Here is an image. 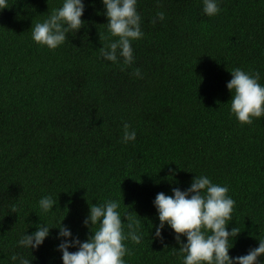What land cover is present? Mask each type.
Here are the masks:
<instances>
[{"label":"trees","instance_id":"16d2710c","mask_svg":"<svg viewBox=\"0 0 264 264\" xmlns=\"http://www.w3.org/2000/svg\"><path fill=\"white\" fill-rule=\"evenodd\" d=\"M83 2L82 28L55 50L34 43L31 27L62 0H6L0 9V264H18L13 254L62 264L55 227L85 241L94 231L83 225L89 206L108 199L120 202L125 225L126 214L140 220L141 243L124 241L125 264H182L171 229L154 238L153 200L186 190L194 175L227 186L235 201L227 228L241 233L229 255L257 247L264 117L238 122L226 83L240 68L260 73L264 85V0H220L212 17L202 0H138L144 35L131 42V65L100 56L115 38L100 0ZM157 11L165 18L153 24ZM124 122L134 142H121ZM45 195L56 201L48 213L38 204ZM45 223L53 229L39 249L17 246Z\"/></svg>","mask_w":264,"mask_h":264},{"label":"clouds","instance_id":"9594fccd","mask_svg":"<svg viewBox=\"0 0 264 264\" xmlns=\"http://www.w3.org/2000/svg\"><path fill=\"white\" fill-rule=\"evenodd\" d=\"M100 2L107 20V32L115 39L102 46L99 54L106 61L117 63L122 58L125 65H131L134 61L131 42L144 35L141 30L142 18L137 11L138 0ZM202 4V11L208 17L221 11L220 0H202ZM5 5L6 0H0V9ZM84 10L83 0H62L61 6L52 9L42 22L32 24V41L55 50L66 42L68 33L82 28ZM164 18V12L157 11L151 22L155 24ZM133 75L142 78L139 69ZM230 75L231 79L226 83L231 93L230 114L242 125H251L253 119L264 117V85L259 83L260 73L235 68ZM135 140L136 131L130 130V125L124 122L121 142L127 144ZM228 191L227 186L213 183L206 175H194L186 190L172 188L171 195L157 193L153 207L159 224L155 226L154 238L162 241V230L165 226L171 229L179 246V250H175L182 264H259V258L264 256V238L258 239V246L249 248L246 254L229 255L233 248L230 240H235L241 232L238 227H232L231 231L227 228L235 205ZM38 204L42 212L48 213L56 201L51 195H45ZM119 208L120 202L114 199L89 206L83 225L89 229L94 228V231H90L91 235L83 242L61 223L55 227L59 230L56 239L60 242L56 250L61 253L62 264H125L124 257L129 250L124 241L140 244L142 233L140 220L133 219L131 215L126 214V225L122 223ZM50 229L53 227L46 223L37 224L34 232L20 236L17 246L39 249L45 239L49 238ZM70 248L76 250L69 251ZM11 260L18 264H31V260L22 255L13 254Z\"/></svg>","mask_w":264,"mask_h":264}]
</instances>
